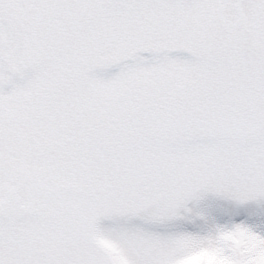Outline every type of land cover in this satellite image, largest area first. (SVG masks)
<instances>
[{"label":"snow or ice","instance_id":"obj_1","mask_svg":"<svg viewBox=\"0 0 264 264\" xmlns=\"http://www.w3.org/2000/svg\"><path fill=\"white\" fill-rule=\"evenodd\" d=\"M0 264H264V0H0Z\"/></svg>","mask_w":264,"mask_h":264},{"label":"rangeland","instance_id":"obj_2","mask_svg":"<svg viewBox=\"0 0 264 264\" xmlns=\"http://www.w3.org/2000/svg\"><path fill=\"white\" fill-rule=\"evenodd\" d=\"M205 203L210 206H215L217 203H222V202H216L212 197H209ZM226 219L227 218L225 217L223 220H221V223H223L224 220Z\"/></svg>","mask_w":264,"mask_h":264}]
</instances>
